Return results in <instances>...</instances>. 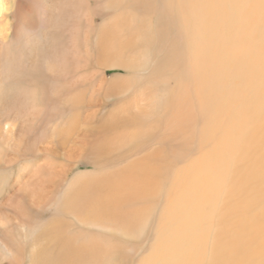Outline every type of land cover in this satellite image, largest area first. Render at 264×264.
<instances>
[{
	"label": "bare ground",
	"instance_id": "6f19581e",
	"mask_svg": "<svg viewBox=\"0 0 264 264\" xmlns=\"http://www.w3.org/2000/svg\"><path fill=\"white\" fill-rule=\"evenodd\" d=\"M125 243L264 264V0H0V264Z\"/></svg>",
	"mask_w": 264,
	"mask_h": 264
},
{
	"label": "rangeland",
	"instance_id": "374dc122",
	"mask_svg": "<svg viewBox=\"0 0 264 264\" xmlns=\"http://www.w3.org/2000/svg\"><path fill=\"white\" fill-rule=\"evenodd\" d=\"M87 169L90 170V167H88ZM146 238L147 237L142 238L139 242H137V244H142L146 240ZM209 238H211V240H210V245H208V248H207V254H206L207 261H209V259H211V256H212V249L215 243V242L213 243L212 240L213 238H215V231L213 233H212V230L210 231ZM125 244H126L125 245L126 249L124 250V252H125V258L128 259V261L126 260L127 264H138L137 261L140 260L141 257L143 258L145 256V251L140 252V254L137 255L138 256L137 258V256L133 255L131 251V248H133L135 244L133 245L130 243H125ZM5 259H7V257Z\"/></svg>",
	"mask_w": 264,
	"mask_h": 264
}]
</instances>
